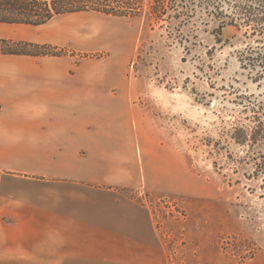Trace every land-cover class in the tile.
Masks as SVG:
<instances>
[{"label":"rangeland","instance_id":"1","mask_svg":"<svg viewBox=\"0 0 264 264\" xmlns=\"http://www.w3.org/2000/svg\"><path fill=\"white\" fill-rule=\"evenodd\" d=\"M152 3L85 11L123 20L124 134L140 135L146 155L136 149L139 187L115 190L152 229L134 249L143 264H264V75L239 61L264 39L199 9L155 15ZM115 48L83 56L110 69Z\"/></svg>","mask_w":264,"mask_h":264},{"label":"crops","instance_id":"2","mask_svg":"<svg viewBox=\"0 0 264 264\" xmlns=\"http://www.w3.org/2000/svg\"><path fill=\"white\" fill-rule=\"evenodd\" d=\"M122 23L77 12L0 24V40L81 54H0V264H143L148 212L115 190L139 187L136 149L146 155L124 134ZM114 48L110 69L83 56Z\"/></svg>","mask_w":264,"mask_h":264},{"label":"trees","instance_id":"3","mask_svg":"<svg viewBox=\"0 0 264 264\" xmlns=\"http://www.w3.org/2000/svg\"><path fill=\"white\" fill-rule=\"evenodd\" d=\"M110 0H0V24L41 26L54 17L85 11H97L109 14L99 9L98 4ZM154 14L163 15L166 12L183 10L185 16L191 19L196 9L203 11L207 17L213 18L221 30L225 26L241 25L251 29V35H259L264 39V0H153ZM0 54L16 56H50L60 57L65 51L48 45L30 43H13L0 40ZM240 63L248 62L253 68H258V78L264 75V48L247 49L239 59Z\"/></svg>","mask_w":264,"mask_h":264}]
</instances>
